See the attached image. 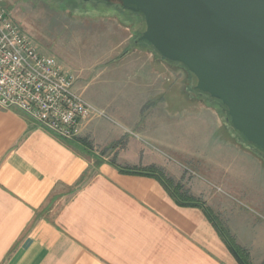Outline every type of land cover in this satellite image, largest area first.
I'll return each mask as SVG.
<instances>
[{"label": "crops", "instance_id": "0c3cea01", "mask_svg": "<svg viewBox=\"0 0 264 264\" xmlns=\"http://www.w3.org/2000/svg\"><path fill=\"white\" fill-rule=\"evenodd\" d=\"M115 22L118 46L128 49L113 55L111 70L135 76L140 96L128 101L112 95L109 114L128 128L144 126V107L173 118L178 112L196 114L208 129L195 132L199 124L190 123L194 137L212 144L221 161L227 150L247 156L250 162L237 163V173L258 170L264 176V163L252 150L228 140L216 110L185 92L181 82L188 71L147 42L134 41L143 21L135 30ZM74 86L81 87L77 81ZM164 94L180 100L179 109L170 108L173 98ZM127 106L136 107L135 118ZM123 133L106 119L83 123L78 137L90 139L91 149L60 138L17 109L0 107V264H239L201 207L180 205L155 176L121 172L106 159L112 156L120 166L151 165L145 156L126 161L127 146H113ZM212 176L222 185V173ZM239 180L235 190L264 205L260 189ZM214 212L249 250L251 262L264 264V225L244 211Z\"/></svg>", "mask_w": 264, "mask_h": 264}, {"label": "rangeland", "instance_id": "374dc122", "mask_svg": "<svg viewBox=\"0 0 264 264\" xmlns=\"http://www.w3.org/2000/svg\"><path fill=\"white\" fill-rule=\"evenodd\" d=\"M3 5L9 16L28 34L40 52L53 56L62 66L76 74V81L81 86L79 90L81 89L83 97L89 103L103 109L107 115L88 121H98L102 118L109 121L116 129H123L124 133L119 143L116 142L113 146L123 144L124 147L127 146L125 159L128 163L145 156L151 165L158 162L156 167L162 168L167 175L180 181L185 188L192 190L191 192L204 196L213 207V211H222L227 216L236 211H244L251 215L257 224L259 222L264 225V205L243 198L241 193L235 190L240 186L235 182L240 183L239 179H243V185L260 189L259 192L264 195L263 174L258 170L251 172L243 170L237 173L235 171L237 163L250 162L247 156L241 157V154L227 150L222 152L221 161L219 155L214 152L212 144L202 138L194 137L189 130L190 123L199 124L194 129L195 132L208 129L206 124H200L198 115L187 111L185 114L184 111L178 112V116L173 118L169 114L151 112V106L144 107L142 108L146 109L144 126L130 124L128 128L109 114L106 104L112 95H115L116 100L128 99V101L136 100L137 96H140L138 80L135 76V78L126 77L121 71L113 73L111 70L113 55L119 51L125 53L128 49V45L118 46L115 21L120 19L130 29L135 30L138 27L136 22L141 21L137 13L130 12L116 0L111 4L94 0H3ZM187 73L188 80L181 82L184 86L185 83L187 84L185 92L197 100H203V103L216 110L220 119V129L228 131L231 136L228 140L249 147L254 156L264 163V153L255 145L248 143L232 127L226 112L222 110L220 113L221 107L211 103L212 99L209 95L195 89V77ZM143 77L140 75V78ZM141 93L143 94V89ZM145 96L141 95V97ZM169 96L173 98L171 94L165 95L166 98ZM180 103H182L180 100L173 98L170 108L179 109ZM126 108L131 114L136 110L135 106ZM131 117V119L135 118L133 114ZM87 141L90 148L94 149L90 139ZM96 150L98 151V148ZM106 159L113 158L106 156ZM212 169L215 171H211ZM217 171L222 173V185L218 183L217 177L212 176V172L217 174Z\"/></svg>", "mask_w": 264, "mask_h": 264}, {"label": "water", "instance_id": "95a60500", "mask_svg": "<svg viewBox=\"0 0 264 264\" xmlns=\"http://www.w3.org/2000/svg\"><path fill=\"white\" fill-rule=\"evenodd\" d=\"M116 1L142 14L138 39L192 73L195 89L264 152V0Z\"/></svg>", "mask_w": 264, "mask_h": 264}, {"label": "built area", "instance_id": "2783aa9c", "mask_svg": "<svg viewBox=\"0 0 264 264\" xmlns=\"http://www.w3.org/2000/svg\"><path fill=\"white\" fill-rule=\"evenodd\" d=\"M76 74L38 50L0 0V107L17 109L62 139L85 121L106 117L74 86Z\"/></svg>", "mask_w": 264, "mask_h": 264}, {"label": "trees", "instance_id": "16d2710c", "mask_svg": "<svg viewBox=\"0 0 264 264\" xmlns=\"http://www.w3.org/2000/svg\"><path fill=\"white\" fill-rule=\"evenodd\" d=\"M83 1H90V0H83ZM94 1L99 2V3L111 4V2H113L114 0H108V1L94 0ZM128 10L130 12L132 11L130 9H128ZM132 12H135V11H132ZM135 13H137L138 16L141 18V20L143 21L142 14L139 12H135ZM139 14H141V15H139ZM143 28H144V21H143V25H142L141 29H139V31L137 33V36L134 38V41L138 40L140 42H146L144 40L138 39V36H139V34ZM173 62H175V61H173ZM210 98L212 99L211 103H215L221 107V108H219V112L222 113V110H224L226 112V116H228L227 110L221 104V102L215 98H212V97H210ZM208 104H210V103H208ZM77 141L82 143V145L90 148V144L86 138L76 137L75 139H72V142H77ZM110 163L112 165L116 166L118 168V170L121 172H126V173H131V174L153 175L162 182L164 187L167 189V191L170 193V195L174 198V200H176L177 203H179L180 205H190V206L201 207L205 211V213L209 217V219L211 220L214 227H216V229L218 230L222 239L226 243L228 249L230 250L232 255L235 257V259L238 261V263L239 264H253L251 262V259H250L249 250L246 247L240 245L236 241L235 236L231 233L228 226L218 217V215L213 211V209L209 205H207L206 202L202 198L195 196L189 190V188H185L184 185L182 183H180V181H176L173 177L167 175L162 168L156 167L155 165H149L146 167H142V166H120V165H117L113 160H110Z\"/></svg>", "mask_w": 264, "mask_h": 264}, {"label": "flooded vegetation", "instance_id": "af4514ba", "mask_svg": "<svg viewBox=\"0 0 264 264\" xmlns=\"http://www.w3.org/2000/svg\"><path fill=\"white\" fill-rule=\"evenodd\" d=\"M190 73V72H189Z\"/></svg>", "mask_w": 264, "mask_h": 264}]
</instances>
